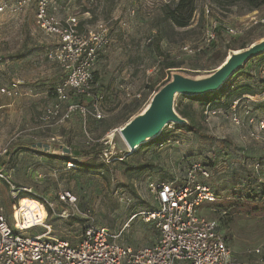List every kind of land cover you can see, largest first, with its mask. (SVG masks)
Masks as SVG:
<instances>
[{
  "label": "rangeland",
  "instance_id": "374dc122",
  "mask_svg": "<svg viewBox=\"0 0 264 264\" xmlns=\"http://www.w3.org/2000/svg\"><path fill=\"white\" fill-rule=\"evenodd\" d=\"M20 1L0 0L3 7L0 11V90L13 83L19 86L16 96L0 92V170L8 180L0 179V204L10 222L16 202L14 196L27 198L32 191L53 203L57 215L73 216L58 218L49 211L46 225L51 226L50 237L75 244L86 222L60 202V194L70 191L78 198L81 210H90L98 225L121 236L120 243L150 246L158 240L159 232L139 215L155 205L149 184L185 182L191 166L200 163L212 175L205 179L198 174L197 181L210 186L218 200L203 203L199 213L219 223L220 232L238 260L264 259V169L256 178L259 183L250 179L258 197L249 202L252 209L258 210L246 213L238 205L250 196L251 171L245 163L252 166L254 160H264V136L260 141L250 138L248 126L233 124L225 108L220 116L207 121L205 104L183 96L177 98L176 107L194 117L207 137L170 124L158 142L142 145L130 153L118 132L131 116L144 108L154 90L172 71L190 76L207 75L235 50L259 42L264 37V26L250 29L244 26L250 15L264 17V6L256 10L245 1H238L222 12L214 5L215 16L222 24L243 28L244 32L237 37L220 32L222 36L216 44L196 52L204 46L207 25L202 19L203 0L198 2L191 25L183 29L161 22V7L172 0H51L52 15L61 20L76 17L81 33L99 22L107 23L110 28V44L98 53L93 67L94 97L69 93L70 99L83 104L88 112H75L60 122L67 104L58 99L54 88L66 79L67 73L49 57L58 41L37 25L36 0L24 6ZM186 46L194 53L184 51ZM168 63L175 69L168 70ZM246 68L242 71L252 72L253 85L257 84L256 80H264V57L249 62ZM235 80L245 81V73H237L232 84ZM56 107L60 109L59 117L48 123L43 121L45 112ZM211 107L220 106L212 104ZM95 109L105 117H93L91 112ZM38 143L50 149L36 147L23 151L17 147L7 157L8 148L14 144ZM97 144L107 149L96 162L98 167L90 170L56 158L76 156ZM65 148L70 149L69 153ZM116 156H123L125 160ZM86 161L87 157L79 158L81 163ZM30 233L41 236L47 229L42 227ZM257 249L262 256L255 253Z\"/></svg>",
  "mask_w": 264,
  "mask_h": 264
},
{
  "label": "built area",
  "instance_id": "2783aa9c",
  "mask_svg": "<svg viewBox=\"0 0 264 264\" xmlns=\"http://www.w3.org/2000/svg\"><path fill=\"white\" fill-rule=\"evenodd\" d=\"M31 0H22L21 6ZM51 0H36V23L48 36L57 39V47L49 54L50 59L59 63L66 71V79L55 86L54 91L61 102L67 104L60 115V122L68 120L75 112L86 114L83 104L70 99L69 93L93 98V67L99 52L110 44V28L107 23L99 22L93 28L80 32L76 17L64 20L52 15ZM3 7H0V11ZM203 16L207 23L204 28L203 47L210 48L219 40L220 32L229 37L240 36L243 28L227 26L215 16L211 4H205ZM264 26V17L250 15L245 29ZM151 41V40H150ZM184 51L194 53L188 46ZM18 84L0 90L3 95L16 96ZM139 99L141 95L137 96ZM205 106L206 120L210 121L222 114V108ZM243 107V108H242ZM231 122L237 126H248V135L256 141L264 136V120L253 114L248 102L234 100L228 109ZM60 109H48L43 121L46 123L59 117ZM93 117L103 119L100 110L91 112ZM257 174L262 171L254 165ZM208 179L212 173L202 164L191 166L185 182H162L149 184L154 198V207L141 212L143 220L158 230V240L150 246L132 247L120 243V235L100 226L91 216L90 210L78 207V198L70 191L60 194V202L69 206L74 214L84 219V229L79 243L72 245L68 240L50 237L51 227L46 225L48 212L56 214V206L46 198L30 191L31 196L18 198L12 206L11 222L5 208L0 204V264H264V259L255 262H243L237 259L229 247L219 223L199 213L203 203L217 202L218 196L212 188L197 181V175ZM0 179L7 180L0 171ZM18 198V199H17ZM46 211V216H44ZM59 218L73 217L71 214H59ZM46 228L47 233L33 236L36 228ZM48 236V237H47ZM260 256L261 250H255Z\"/></svg>",
  "mask_w": 264,
  "mask_h": 264
},
{
  "label": "water",
  "instance_id": "95a60500",
  "mask_svg": "<svg viewBox=\"0 0 264 264\" xmlns=\"http://www.w3.org/2000/svg\"><path fill=\"white\" fill-rule=\"evenodd\" d=\"M262 55L264 39L246 49L235 50L210 74L190 76L172 71L169 80L154 92L144 108L118 130L130 153L158 138L170 124H188V120L176 110L179 96L195 97L217 92L248 62ZM33 147L50 149V146L41 143ZM64 151L69 153L70 149L65 148Z\"/></svg>",
  "mask_w": 264,
  "mask_h": 264
},
{
  "label": "trees",
  "instance_id": "16d2710c",
  "mask_svg": "<svg viewBox=\"0 0 264 264\" xmlns=\"http://www.w3.org/2000/svg\"><path fill=\"white\" fill-rule=\"evenodd\" d=\"M203 1L205 2L204 5L205 4H211L212 6L217 5L218 9L222 12H223V9H228L232 6H235L238 3V1H245L250 7H252L253 9H256V10L260 9L261 7L264 6V0H210V2H207L209 0H203ZM198 2H199V0H172L171 2L165 4L161 7V10H160L161 22L165 23L169 26H173V27H177V28H181V29L189 27L192 23V20L194 18L195 13L197 12ZM202 19H203V21H205L204 16H203V11H202ZM246 48H248L247 45L243 46L241 49H246ZM260 57L263 58L264 55H262ZM253 60L254 59H252L251 61H253ZM247 64L245 65L244 68L240 69L237 73H239V72L245 73V79L249 80L250 83H244V84H239V83L234 84L233 83L232 84L233 77L237 74L236 73L233 77H231L229 79V81H227V83L219 91L213 92V93H208V94H205L202 96L186 97V98L193 101V102L204 103L205 106L215 104V105H219L220 107L222 106L221 108L228 109L230 104L234 100H236V99H234V97H236V98L240 97L241 98L244 95L254 97V96L261 94L262 92H264V80H256L257 84L253 85L251 82L252 79H254L252 72L251 71L250 72L242 71L246 68ZM166 68L168 70H173V69H175V66H173V64L168 63L166 65ZM168 80H169V78L166 81H164L160 86H158L157 89L154 90V92H156ZM95 82H96V76L94 74V83ZM176 110L182 117H184L188 120V124L179 125L180 128H183L187 132L197 133L198 135H200L204 138L207 137L201 131V129H199V128H203V127H201L197 123V120L194 117L180 111L178 109V106L176 107ZM253 111H254V109H253ZM135 115L136 114H134V116ZM131 117L128 119V121L131 119ZM161 136H162V134L158 138H156L153 141H150L147 144H152V143L158 142L161 139ZM33 146H35V145L29 144V145H22V146L16 145L15 146V144H14L8 148V150L6 152L7 157L9 159L17 147H20L23 151H32L34 148ZM106 149L107 148H104L103 146L97 144V145L93 146L92 148L78 152L76 156H74L72 154V155H65V156H56V158H59V159L63 160L64 162H70L76 166H80L84 170H90L92 168L98 167L96 165V162L98 161L99 157L104 154V150H106ZM81 157H87V161L84 163L79 162V158H81ZM116 158L122 159L121 161L125 160V159H123L124 158L123 156H116ZM253 163L254 164L252 166H250L251 164L245 163L247 166H249V168L247 167L249 169V171H251V173H250L251 175L249 174V176H248V188L250 189V193H249L250 196H247V199L241 200V202H239V204H238L240 207L245 208L246 213H250V212L252 213V212H255L258 210V208L252 209L251 205H250L251 204L250 202H253L258 197V194L255 190V186L253 185V182L250 181V179H251L253 181H256V183L257 182L259 183V180L257 181V179L259 177H258L256 170H254V165L255 164L260 165L262 167V171L264 169L263 168L264 167V160H261V159L260 160H254ZM4 165L7 166L8 162H5ZM138 169H141V168H138ZM132 171L134 172L135 169H133ZM260 173L261 172H259V174Z\"/></svg>",
  "mask_w": 264,
  "mask_h": 264
},
{
  "label": "crops",
  "instance_id": "0c3cea01",
  "mask_svg": "<svg viewBox=\"0 0 264 264\" xmlns=\"http://www.w3.org/2000/svg\"><path fill=\"white\" fill-rule=\"evenodd\" d=\"M222 35L219 36V39L221 38ZM264 37H262L260 39L263 40ZM239 80V79H238ZM236 81V80H235ZM235 83H239V84H244V83H250L249 80H241L240 82H234ZM234 99H241L243 101H246L249 103V105L251 106L252 109H254L253 111V114L259 118V120H264V92H262L261 94L257 95V96H248V95H244L243 97H239V98H236L234 97ZM233 100V99H232ZM216 106H219V105H216ZM222 107V106H221ZM220 108V107H219ZM59 218V217H58ZM51 227V226H50ZM41 228V227H40ZM38 229V228H36ZM34 229V230H36ZM33 230V231H34ZM52 231V230H51ZM76 243H71L72 245H77L79 243V237L76 239Z\"/></svg>",
  "mask_w": 264,
  "mask_h": 264
}]
</instances>
